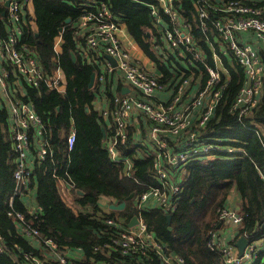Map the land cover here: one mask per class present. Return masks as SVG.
I'll return each instance as SVG.
<instances>
[{"label": "trees", "instance_id": "obj_1", "mask_svg": "<svg viewBox=\"0 0 264 264\" xmlns=\"http://www.w3.org/2000/svg\"><path fill=\"white\" fill-rule=\"evenodd\" d=\"M101 1L155 62L162 82L173 85L182 76L191 75L190 90H194V80L204 71L203 64L193 60L188 49L182 45L177 49L166 42L154 26L149 8L140 0H32L35 28L24 8L21 18L25 20L19 44L25 43L31 52L34 51L43 71L51 72L56 64L60 66L64 73V89L60 92L46 87L43 82L32 87L23 81L21 92L14 90L15 97L29 101L40 118L41 138L31 136L27 152L31 168L27 194L31 191L32 197L28 199L34 206L31 213L25 195H12L9 200L14 184L16 153L12 149L8 109L4 100H0V264H26L24 252L39 256L44 253L41 244L26 237L19 229V221L10 216L8 210L23 212L25 221L37 228L43 237L53 239L60 252L93 264H104L105 261L161 264L160 258L152 251L146 256L129 258L122 256L116 245H105L118 229V226L107 224L105 217H122L120 225L126 228L134 213L140 215L165 250L184 258V264H223L221 254L209 250L206 241L208 231L215 227L218 209L227 206V194L231 190L240 199L242 220L236 237L247 235L264 243V75L258 104L239 119L237 111L230 112L229 109L243 83L244 73L213 25L220 12L205 5V2L216 5L227 0H174L173 8L178 13L182 29L184 24L189 25L192 48L211 62L214 47L230 74L217 106L197 134L203 138H228L229 145L241 147L243 151L227 153L217 150L213 157H193L173 171L172 179L181 184V189L174 199V210L169 212L170 219L159 206L144 207L140 211L133 206L137 195L148 184H158L153 175V151L130 130L126 141L118 145L120 155L129 158L132 164L130 173L125 174L124 163L110 158L102 139L100 126H104L108 136L113 125L111 122L109 127L93 105L94 98L101 94L97 88L99 82H94L91 87L88 82L91 72L101 70L99 65L105 59L104 52L101 48L91 50L85 58L79 54L80 41L74 33V24L81 13L95 9ZM238 1L260 8L264 16V0ZM200 5L207 7L206 16L199 15ZM3 11L4 5L0 4L1 33H5L7 24ZM66 17L70 18L68 22H65ZM160 18L172 28L166 14L160 12ZM61 26L62 41L56 53L53 39ZM261 46L258 52L264 70V45ZM220 49H225L226 53H221ZM118 91L122 89L119 87ZM138 126L145 134L144 121L139 120ZM71 127L75 130V140L68 149L66 136ZM40 141H44L47 147L43 158L38 156ZM63 182L71 187V201L66 200L59 190ZM130 193H133L131 198L125 200ZM101 196L115 203L125 200V206L122 209H102ZM250 264H264V248L258 249Z\"/></svg>", "mask_w": 264, "mask_h": 264}, {"label": "built area", "instance_id": "obj_2", "mask_svg": "<svg viewBox=\"0 0 264 264\" xmlns=\"http://www.w3.org/2000/svg\"><path fill=\"white\" fill-rule=\"evenodd\" d=\"M4 1L0 0L2 6ZM27 1L8 0V4L4 5L6 31L0 32V100H4L9 109L12 149L16 153L13 170L14 184L9 200L12 199V195H27L31 174V168L27 162L30 144L29 130L34 126L37 128V134L41 133L40 118L32 104L16 98L14 90L21 92V84L25 81L32 87H37L43 82L46 87L61 92L64 82V74L58 66L51 72L43 71L34 51L31 52L25 43L19 44L22 23L25 20L21 18V14L26 8ZM140 1L149 8L152 22L166 42L175 48L184 46L191 52L193 60H199L203 64L204 71L194 80L193 85L197 86L195 90H190L192 76H182L169 86L170 96H161L160 93L164 92L168 83L162 82L159 74L145 69L131 54L130 39L123 24L114 19L103 1L95 9H87L81 13L74 27V33L79 37L78 50L81 55L86 56L89 51L101 48L105 54L115 59L116 63L113 65L105 57L102 69L95 73V82L102 84L107 75H114L121 80L125 88H129L128 91L111 95L110 106L100 109L102 114L110 115L113 125L105 138V148L112 160L124 163L125 174L130 173L132 164L129 158L120 155L118 145L126 141L128 125L136 118L140 117L146 124L145 143L153 151V175L158 184H148L137 195L133 206L139 210L143 203L153 201L165 212H171L175 208L174 199L181 189V184L172 179L173 171L180 169L183 163L193 157L207 158L212 157L217 150L232 153L243 151V149L229 145L226 142L228 138L222 136L203 138L197 134L213 113L221 92L230 80V74L222 64L220 54L211 44L213 47L211 62H207L203 54L192 48L188 32L189 25L184 24L182 29L183 25L178 18V13L173 8L174 0ZM205 5L220 12V16L213 20V25L219 38L226 42V48L232 52L244 73L243 83L229 109L230 112L237 111L240 119L259 102L264 70L258 48L250 41L243 40L239 32L251 31L257 40L264 44V16L261 15L260 8L238 0H227L216 5L205 2ZM198 9L201 17L206 16V6L200 5ZM160 12L169 17L172 28L164 24L160 18ZM60 41L61 37L54 40L53 48L56 53L59 51ZM220 52L225 54L226 50L220 49ZM203 75H205L204 80L200 81ZM192 124H194L193 128H191ZM74 140L75 130L71 127L66 136L68 149L72 147ZM45 144L44 141H40L38 145L39 158H43L46 154ZM104 199L109 198L101 196L99 201L102 203ZM107 204L108 202L105 201V206ZM33 208V205H29L28 212L31 213ZM7 213L19 221V229L22 232L28 236L31 235L43 248V256L24 252L26 264H53V262L93 264L80 260L77 256L69 257L63 251L60 252L59 246L53 239L43 237L37 228L25 221L23 212L8 210ZM131 217L132 215L129 219ZM218 217L228 219L234 225H239L242 220L240 212L228 205L218 209ZM122 221V217H105L107 224L118 226V229L109 236L106 246L116 245L121 255L129 258L146 256L152 251L160 258L161 264H184V258L181 255L165 250V247L155 239L139 214H137V223L134 225H126L127 227L124 228L120 225ZM206 246L209 250L221 254L223 264H250L258 249L264 248L260 241L252 239L248 240L242 254H239L238 249L225 243L214 228L207 233ZM1 248L0 244V250ZM104 264H113V262L105 261Z\"/></svg>", "mask_w": 264, "mask_h": 264}, {"label": "crops", "instance_id": "obj_3", "mask_svg": "<svg viewBox=\"0 0 264 264\" xmlns=\"http://www.w3.org/2000/svg\"><path fill=\"white\" fill-rule=\"evenodd\" d=\"M32 4V0H28L27 1V3H26V5H25V7H26V9H27V12L29 13V15H30V17L32 18V23H33V27H34V21H33V16H34V14H33V6H32V8H31V11H29V9H28V5L29 4ZM217 17V16H216ZM215 17V18H216ZM70 20V19H69ZM66 22V21H65ZM75 25L76 24H74V27H75ZM124 26V25H123ZM62 27V26H61ZM35 28V27H34ZM60 28V27H59ZM59 28H58V31H59ZM62 29H63V27H62ZM124 29H125V27H124ZM126 30V29H125ZM62 31V30H61ZM61 31H59V34L58 35H56L55 37H54V39H53V44H54V40H56L57 38H59V37H61ZM126 33H127V31H126ZM35 35H37V32H35ZM127 35H128V33H127ZM239 35L241 36V38L243 39V40H247V41H250L254 46H256L257 48H259V47H262L261 45H264V44H262L260 41H258L257 40V38H256V36L254 35V33H252L251 31H241V32H239ZM128 37H129V39H130V44H129V49H130V52H131V54L139 61V63L145 68V69H147V70H149V71H151V72H153V73H155V74H159V70H158V68H157V66H156V64H155V62L153 61V60H151L145 53H144V51L141 49V47L136 43V42H134L133 41V39L128 35ZM62 41V40H61ZM61 41H60V43H61ZM60 43H59V50H60ZM79 48V47H78ZM53 50H54V48H53ZM59 52V51H58ZM104 52V51H103ZM80 54V53H79ZM105 54V53H104ZM83 56V55H82ZM104 57H105V55H104ZM85 58H86V56H85ZM222 58V57H221ZM103 62V61H102ZM100 63V65H99V67H100V69H102L101 67H102V65H103V63ZM56 66H58L57 64H56ZM55 66V67H56ZM54 67V68H55ZM59 68H60V66H58ZM241 67V66H240ZM61 69V68H60ZM62 70V69H61ZM63 72V71H62ZM94 73H96V72H94ZM64 74V73H63ZM160 75V74H159ZM94 82H95V74H94ZM93 82V83H94ZM170 83L168 82V86L164 89V92H161L160 93V95L161 96H163V97H167V96H170V93H171V90H170ZM194 85H192V87H193ZM119 87L122 89L123 87H124V84L121 82V80L118 78V77H115L114 75H107L106 76V80L104 81V83H102V84H99L98 83V89H99V91L101 92V94L99 93V95L98 96H96L95 98H94V100H93V105H94V107H96L99 111H100V113H101V110L100 109H103V108H105V107H107V106H110V102H111V95H113V94H115V93H118L119 91H118V89H119ZM61 88H62V91H63V89H64V86L62 85L61 86ZM197 88V86H194V90ZM129 89V88H128ZM193 90V89H192ZM191 90V91H192ZM126 91H128V90H126ZM5 105H6V103H5ZM7 106V105H6ZM7 109H8V107H7ZM101 115H102V117H103V119L109 124L108 126L109 127H111L112 125H111V117H110V115L108 114V113H106V114H102L101 113ZM9 109H8V125H9V128H10V118H9ZM139 120L140 121H143L142 119H140V117H138V118H136L135 119V121L133 122V123H130L129 125H128V132L131 130L133 133L134 132H136L137 133V135H139L140 137H137V135H136V137L138 138V140H140L141 139V142H145V134H144V132L143 131H141V129L139 128V126H138V122H139ZM145 123V122H144ZM146 125V124H145ZM134 126V127H133ZM11 129V128H10ZM36 127H32L30 130H32L31 131V134H29L30 135V137L32 136L33 138H41V135H40V132H39V134H37V132H36ZM39 129V128H38ZM106 138V137H105ZM31 140V139H30ZM105 140V139H104ZM213 157V156H212ZM207 158H210V157H207ZM67 182H63L62 184H60L59 185V190L61 191V193L63 194V196L66 198V200H68V201H71V194H70V186H69V184L67 185L66 184ZM11 194H12V191H11ZM11 194H10V196H11ZM31 191H28V194L25 196V197H27V206H29V205H32L31 204V202H29V197H32L31 196ZM26 199V198H25ZM105 201H107L108 202V204H107V206H105ZM100 202V201H99ZM110 203V204H109ZM118 204V203H115V201H113V202H110V200L108 199H104V200H102V203L100 202V206H101V208L102 209H107V207L109 206L110 207V205L111 204ZM227 205L229 206V207H232V208H234L236 211H238V212H240V199H239V197H238V195L235 193V191L234 190H231L228 194H227ZM76 208H78L77 207V205H74ZM153 206H157V204H155V202H153V201H150L149 203H143V205H142V207L139 209V210H141L142 208H144V207H153ZM115 209V208H114ZM137 214L138 213H134V214H132V216L133 215H136L137 216ZM130 220V219H129ZM128 223V222H127ZM214 223H215V227H214V229H216V231H217V235L221 238V239H223L224 241H225V243H227V244H231V245H233L234 247H236L235 245H234V240H235V238H236V230H237V227L239 226V225H234L233 223H231V221L230 220H228V219H221V218H219L218 216H217V218L215 219V221H214ZM26 237H29V238H32V237H30V236H28V235H25ZM239 236V235H238ZM237 236V237H238ZM249 241L250 240H252L251 238H249L247 235H244ZM255 241H260L262 244H264L263 243V240H255ZM36 242V241H35ZM246 246V245H245ZM237 248V247H236ZM245 248V247H244Z\"/></svg>", "mask_w": 264, "mask_h": 264}, {"label": "water", "instance_id": "obj_4", "mask_svg": "<svg viewBox=\"0 0 264 264\" xmlns=\"http://www.w3.org/2000/svg\"><path fill=\"white\" fill-rule=\"evenodd\" d=\"M7 4H8V0H5L4 1V5L6 6ZM2 14L4 15V11L2 12ZM69 19H70L69 17H66L65 21L68 22ZM61 30H62V27L59 28V31H61ZM104 55L113 65H115L116 62H115L114 57H112L109 54H104ZM72 57L74 58V54L73 53H72ZM94 74H95L94 71L91 72V74H90L88 87H91L93 85ZM125 90H129V89L127 87L126 88L124 87L122 89V91H125ZM86 110H88L87 106H86ZM100 130H101V133H102V139H105L106 132H105V129H104L103 125L100 126ZM76 191L79 192V193H82V191H80V190L76 189ZM132 195H133V193H130V195L125 198V200L130 199ZM125 200L121 201L118 204H114L113 203V204L110 205V207L111 208H115V209H122L125 206ZM165 216H166L167 219H170L171 213L166 212ZM135 223H137V216L133 215L131 217V219L128 221L127 226L134 225ZM247 243H248V239L244 235H239L238 237L235 238L234 245L237 247L239 254H242L243 249H244V247H245V245Z\"/></svg>", "mask_w": 264, "mask_h": 264}, {"label": "rangeland", "instance_id": "obj_5", "mask_svg": "<svg viewBox=\"0 0 264 264\" xmlns=\"http://www.w3.org/2000/svg\"><path fill=\"white\" fill-rule=\"evenodd\" d=\"M31 8H32V4L30 3V4L28 5V9H29V11H31Z\"/></svg>", "mask_w": 264, "mask_h": 264}]
</instances>
